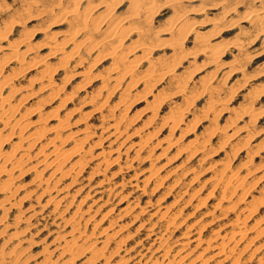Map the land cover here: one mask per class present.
Returning <instances> with one entry per match:
<instances>
[{"label":"rangeland","instance_id":"rangeland-1","mask_svg":"<svg viewBox=\"0 0 264 264\" xmlns=\"http://www.w3.org/2000/svg\"><path fill=\"white\" fill-rule=\"evenodd\" d=\"M118 1L113 12L123 16L128 0ZM167 1L158 0L149 25L135 20L143 31L148 27L147 33L161 30L149 52L130 51L136 43L132 34L121 41L126 54L115 56L127 64L148 55L138 70L146 72L154 64L155 77L134 83L132 77L121 78L122 70L107 71L113 56L100 48L86 56L80 34L79 46L65 44L48 58L56 67L64 54L79 49L89 59L54 72L52 81L63 88L57 93L39 83V69L30 66L63 41L68 25L54 22L59 0H0V140L11 136L4 145L10 149L22 137L26 148L32 129L47 130L29 149L30 160L27 154L18 157L25 161L21 171L10 172L8 163V171L1 169L0 201L6 195L2 186L12 176L13 196L5 207L15 205L0 209V264L54 260L63 253L59 246L77 237L70 231L77 215L86 227L85 245L102 247L103 254L91 264H264V18L252 16L264 9V0H179L183 6L176 10ZM182 11L195 25L180 35L175 54L173 36L162 31ZM220 19L227 29L215 33L211 23ZM196 33L210 37L211 44L223 37L218 63L208 57L207 63ZM47 38L53 45L40 46ZM167 66L174 78L162 75ZM176 80L185 86L176 89ZM37 106L42 120L21 133L23 114ZM76 148L65 161L55 159ZM238 221L248 227V235L228 241ZM90 256L89 251L80 261Z\"/></svg>","mask_w":264,"mask_h":264},{"label":"bare ground","instance_id":"bare-ground-1","mask_svg":"<svg viewBox=\"0 0 264 264\" xmlns=\"http://www.w3.org/2000/svg\"><path fill=\"white\" fill-rule=\"evenodd\" d=\"M58 1V0H57ZM85 1L87 3V5L81 7L80 4V0H59L57 7H59V11L57 13H55V21L57 23H67L68 25V29L64 31V35H63V41L61 43L55 44L54 42H51L52 39L50 37V42L48 41L47 38V42L45 41L42 45L40 46H44L45 44L49 45L52 43H54V51H51L50 53H48V56H45L44 58H41L40 60L38 59L37 61H35L30 68L31 69H39V75L38 78L36 79L39 83H45L46 88L48 89H52L55 90V92L61 90L62 85L59 86L60 84H56L55 82L52 81V76H54V72L56 70H60V69H66L69 65L73 64L74 66L81 64L87 60H89L87 57L85 59L84 55H82L81 53H79V49H75V51H71L70 54H64L60 60L59 63L57 64V66L52 67L51 64H49L50 62H48V58L54 56L56 51H60L61 49H63L65 44H74V47L79 46L77 43V39L76 37L78 35H84V39H83V43L84 46H87V51L85 52V55L87 56L88 54L91 53V51L93 49L96 48H100V50L102 49L104 52H107V54L112 58L113 56V66H109L111 68L107 69V71H121V78L124 77H132L134 78V80H132L133 82H143V83H147L149 82V80H151L153 77H155V73H156V67L154 66V64L149 65L150 68H148V70L146 72H139L140 70H138V65L142 64L143 62L147 61V57L148 55L143 58L137 57V61L133 60L134 62H136V64H133L134 62H128L127 64L124 63H120L119 60L115 61V56H121V55H125V51L122 48V43L121 41L125 38L128 37V35H135L136 38L135 40V46L132 47V49L130 50L131 52H133V48H135L136 50H140V51H148L150 50V48H152V44L153 42H151L152 40H154L156 37H158V33L161 31L159 29H155L156 31L152 30L151 32L147 33L146 29L148 27L145 28V31H143L144 29H142L141 27H139L138 24H136L135 20H139V21H144V24H148L150 22V19L155 15L154 13L158 10L159 8V3L158 0H128L127 1V11H123L125 12V14L122 16L120 14H115L113 12V5L117 3L118 0H99L98 3L96 2L94 5H91V1L92 0H82ZM96 1V0H95ZM121 1V0H120ZM167 1V0H165ZM215 1V0H214ZM219 1V0H218ZM74 2V3H73ZM93 2V1H92ZM119 2V1H118ZM169 2V4L173 5V8L175 6V10L177 9L176 6L181 7L182 9V1L179 2V0H168L167 3ZM72 3V4H71ZM93 4V3H92ZM113 4V5H112ZM112 5V6H111ZM262 5V3H261ZM163 6V5H161ZM53 7V6H52ZM217 7V6H216ZM264 7V6H263ZM42 8V7H41ZM44 8V7H43ZM205 8V7H203ZM202 8V9H203ZM235 8V7H234ZM47 9V8H45ZM44 9V10H45ZM98 9H102L103 11L100 13H96ZM180 9V8H179ZM178 9V10H179ZM262 9V8H261ZM53 10V9H52ZM177 10V11H178ZM187 11V9H185ZM208 10V9H206ZM225 10V9H224ZM259 10V8H258ZM43 11V10H42ZM117 10H115L116 12ZM175 11V12H177ZM189 11V12H188ZM187 12L190 13V9ZM183 13H181L180 15L177 16H173L172 19H170L171 22H169V25L167 24L166 27L163 29L162 33L163 34H167V35H172L173 37L171 38V45H172V49L175 50V54H176V50L179 49L178 46H180V35L185 32H188V28L192 30V27L195 25L193 23H190L186 12L182 11ZM122 13V12H120ZM236 13V11H235ZM248 13V12H247ZM176 14H179L176 13ZM174 14V15H176ZM120 15V17L118 16ZM225 15V14H224ZM252 16H254V18H264V9L258 11L257 13H253ZM217 17V16H216ZM219 17V16H218ZM217 17V18H218ZM221 17V16H220ZM223 17V16H222ZM216 19V18H214ZM253 19V17H252ZM153 20V19H152ZM151 20V22H152ZM245 20V19H244ZM249 20V19H248ZM255 20V19H254ZM259 21V20H258ZM261 21V20H260ZM53 23V22H52ZM142 23V22H141ZM201 23V22H200ZM204 23V22H202ZM253 23H257V22H253ZM262 23V22H260ZM259 23V25H260ZM54 24V23H53ZM193 24V26L191 25ZM231 25V23H229ZM143 25V23H142ZM149 25V24H148ZM264 25V24H262ZM228 23L226 24V21H224L223 19L220 20H216V21H212L211 23V29H213V31H215V33H218L220 31H223L225 29H227ZM150 28V27H149ZM230 28V27H229ZM261 28V25L260 27ZM263 28V27H262ZM209 30V29H208ZM262 30V29H261ZM150 31V30H149ZM63 33V32H62ZM190 32H188L187 34H189ZM158 34V35H157ZM185 34V33H184ZM192 34V33H191ZM198 36V33H196ZM259 34V33H258ZM257 34V35H258ZM185 35H183L182 37H184ZM256 36V35H255ZM28 37V36H27ZM199 37V36H198ZM209 37V36H208ZM154 38V39H152ZM185 38V37H184ZM200 38V37H199ZM199 46L203 47L199 50L204 51L205 53L202 54H206L205 57L207 59V63H208V58L210 59V63L213 64L218 63L219 62V58L221 57L223 51L221 49V47L218 45L220 43H222L223 41V37H220L218 39V42L215 44H211L210 41V37L208 39H201L199 40ZM207 38V37H206ZM237 39V38H236ZM225 40V39H224ZM238 40V39H237ZM264 40V39H263ZM197 41V42H198ZM81 42V43H82ZM226 42V41H225ZM238 42V41H237ZM168 43H170V41H168ZM249 43V42H248ZM80 44V43H79ZM151 44V46H150ZM167 44V43H166ZM235 44V43H234ZM237 44V43H236ZM155 45V44H154ZM162 45V44H161ZM168 45V44H167ZM166 45V46H167ZM197 45V43H196ZM195 45V46H196ZM238 45V44H237ZM240 45V44H239ZM50 46V45H49ZM156 46V45H155ZM159 46V45H158ZM157 46V47H158ZM169 46V45H168ZM47 47V46H46ZM170 47V46H169ZM175 47H178L177 49H175ZM44 48V47H43ZM79 48V47H78ZM234 48V45H233ZM237 48H240V46ZM224 49V47H223ZM243 49V48H242ZM16 50V49H14ZM14 50H12V52H14ZM133 50V51H132ZM229 50V49H227ZM241 50V49H240ZM128 51V50H127ZM194 51H198V49L194 50ZM101 52H99L100 54ZM151 53V51H150ZM195 54V52H193ZM197 53V52H196ZM200 53V52H199ZM198 53V54H199ZM98 54V53H97ZM98 54V55H99ZM143 54H145L143 52ZM98 55H95L96 57H98ZM104 55V54H101ZM197 55V54H196ZM107 56V55H106ZM105 56V57H106ZM101 57V56H100ZM104 57V56H103ZM208 57V58H207ZM140 58V60H139ZM14 60H18L17 56H14L13 61ZM93 60L94 57H93ZM99 61V60H97ZM96 62V61H95ZM174 65H175V61ZM222 63V62H221ZM112 64V62H111ZM171 64V63H170ZM220 64V63H219ZM217 64V65H219ZM233 64V63H232ZM168 65V64H167ZM224 66V65H223ZM232 66V65H231ZM1 67V66H0ZM173 67V66H172ZM167 70L162 74L163 76L167 77L169 75V77H175V75H173V72L171 70V66L170 68L167 66L166 67ZM237 68V67H236ZM174 69V68H173ZM242 69V68H241ZM1 70V69H0ZM27 70V69H26ZM25 70V71H26ZM233 70V69H232ZM24 71V70H23ZM197 71V70H196ZM15 75L14 77H9L7 79L8 83H11V81L15 78V76L19 75V73H21L20 71H16L14 72ZM10 75V74H9ZM8 75V76H9ZM57 75V74H56ZM72 75V74H71ZM70 77V76H68ZM118 78V77H117ZM159 78V77H158ZM156 79V78H155ZM183 79V78H182ZM113 80H115V77L113 78ZM122 80V79H121ZM158 80V79H157ZM185 80V79H184ZM187 80V79H186ZM116 81V80H115ZM131 81V82H132ZM156 81V80H155ZM177 81V80H176ZM179 81V82H178ZM177 81V85H176V89L177 86L181 89L185 86L182 87L180 80ZM183 81V80H181ZM13 82V81H12ZM134 82V83H135ZM188 82V81H187ZM7 83V84H8ZM1 84V81H0ZM3 84V83H2ZM5 84V81H4ZM3 84V85H4ZM176 84V83H174ZM9 85V84H8ZM7 85V86H8ZM65 85V84H64ZM136 85V84H135ZM145 85V84H144ZM148 85V84H147ZM240 85V84H239ZM2 86V85H1ZM0 86V87H1ZM6 86V85H5ZM134 86V85H133ZM188 86V85H187ZM151 88V87H150ZM149 88V89H150ZM178 88V90H180ZM238 88V87H237ZM63 89V88H62ZM187 89V88H186ZM152 90V88H151ZM150 90V91H151ZM175 90V89H173ZM183 90V89H182ZM53 92V91H52ZM149 92V90L147 91ZM146 92V93H147ZM182 91H177V93H180ZM58 93V92H57ZM150 93V92H149ZM174 93L173 94H177ZM186 93V90L184 92V94ZM259 93V92H258ZM148 94V93H147ZM171 94V93H170ZM146 95V94H145ZM178 95V94H177ZM170 96V95H169ZM221 96V95H220ZM252 96V95H251ZM256 96V95H255ZM171 97V96H170ZM222 97V96H221ZM231 97V95H230ZM166 98V97H165ZM220 98V97H219ZM6 99L10 100L11 96H6ZM163 99V98H162ZM217 99V98H216ZM223 100V99H221ZM230 100V99H229ZM227 98V101H229ZM214 101V100H213ZM218 101V99H217ZM22 102V101H21ZM123 102V101H122ZM220 102V101H219ZM218 102V103H219ZM125 104V103H124ZM246 107V106H245ZM152 108V107H151ZM186 107H185V111H186ZM251 109V108H250ZM40 106L35 107V109L31 110L30 112L32 113H25L23 114L24 119H22L21 121H25L26 125L22 126L20 128V132L22 133L24 131L25 128H32L37 126L38 122H40L41 119V115H40ZM182 110V109H181ZM253 111V110H252ZM182 112V111H181ZM180 112V113H181ZM262 112V111H261ZM264 112V110H263ZM37 115V117L35 119H32V117H35ZM243 115V114H241ZM245 115V114H244ZM249 115V114H248ZM172 116V115H171ZM173 117V116H172ZM174 122L176 123L175 119H173ZM235 120V119H234ZM237 120V119H236ZM118 122V121H117ZM236 123V122H235ZM165 124V123H164ZM234 124V123H233ZM64 125V124H63ZM114 125V123L112 124ZM116 125V124H115ZM13 126V125H12ZM39 126V125H38ZM117 126V125H116ZM125 126V125H124ZM114 127V126H113ZM11 128V127H10ZM13 128V127H12ZM60 128H62V126H60ZM41 129V128H40ZM39 128L37 129H32L33 131L31 132V134L28 135L27 139H29L31 141V143L34 145L35 143H39L41 141V139H44L43 137H45V133L47 130H40ZM59 129V128H58ZM57 130V129H54ZM117 130V129H116ZM27 131V130H26ZM61 131V129H60ZM20 133V134H21ZM88 133V132H87ZM86 134V133H85ZM2 134H0L1 137ZM11 135H14L11 134ZM23 135V134H22ZM21 135V136H22ZM58 135V134H57ZM56 136V135H55ZM11 136H8L7 138H1L0 140V172L1 169H5V172L8 171L9 169L6 168V163L8 164H12L10 172L14 171V172H18L22 170V164H24L23 161H20L21 159H19L18 157H20L23 154H27V158L26 161L30 160L31 156L28 154L30 153L29 149L32 147V144H29V146H27L26 148H23L22 144L20 143L22 141V137H20V139H18L17 142L13 143L10 149H6L5 148V143L7 142V140L11 139ZM64 138V137H63ZM68 139V138H67ZM66 140V139H65ZM142 141V140H141ZM13 142V141H12ZM25 142V141H24ZM52 142V141H51ZM23 143V142H22ZM62 143V142H61ZM225 143V142H224ZM11 144V143H10ZM48 144V143H47ZM49 145V144H48ZM53 145V143L51 144ZM96 145V144H95ZM155 146V145H154ZM46 147V146H45ZM141 147V146H140ZM150 147V146H149ZM58 147L55 146L54 150H56ZM155 148V147H154ZM241 149V148H239ZM80 150V149H79ZM22 152L21 154L18 155L19 152ZM78 149H71L68 150V152H63V154H61L59 157L56 154L55 159H58V163L65 161L71 154L77 152ZM58 153V151H56ZM40 155H44V152H42V150L39 151ZM53 153V152H52ZM55 154V153H54ZM47 155V154H46ZM20 158H24V157H20ZM24 160V159H23ZM52 162V161H51ZM247 162V161H246ZM30 163V162H29ZM34 165V164H33ZM33 165L31 166V168L33 167ZM48 165V164H47ZM50 165V164H49ZM230 165V164H229ZM8 167V166H7ZM3 169V170H4ZM30 169V168H29ZM224 169V168H223ZM28 170V169H27ZM25 171V170H24ZM224 175L225 173L222 172ZM8 174H12V173H8ZM235 175V173H233ZM22 175V173H21ZM233 175V176H234ZM232 178L233 176L230 175ZM226 177H229L228 175ZM221 178V177H220ZM219 178V179H220ZM239 178H237L236 180H238ZM242 179V178H241ZM227 180V179H226ZM75 181V180H74ZM230 181V180H229ZM242 181V180H241ZM240 181V183L242 184V182ZM222 182V180L220 181ZM226 182V181H225ZM235 182V181H234ZM229 184V182H226V184ZM216 184V183H215ZM221 183H219L220 185ZM240 184V185H241ZM217 185V184H216ZM222 185V184H221ZM231 185V184H230ZM234 185V184H233ZM237 186H235L236 188L239 185L236 184ZM239 185V187H240ZM15 186V182H14V178L12 176H10L9 180L7 182H5L2 186V190L3 192H6L4 198L0 201V209H4L6 210L7 208H11L13 205L15 204H10L9 207H5V204L9 203L10 198L13 196L12 193L10 192L11 188H13ZM215 187V186H214ZM222 187V186H221ZM232 187V186H231ZM230 187V189H231ZM224 188V185H223ZM229 188V187H228ZM234 188V187H233ZM235 189V188H234ZM233 189V190H234ZM224 191V190H223ZM230 191V190H229ZM236 191V190H235ZM231 192V191H230ZM227 191V193H230ZM8 193H11L8 195ZM224 193V192H223ZM264 193V192H263ZM46 194V193H45ZM42 196V195H41ZM37 198V197H36ZM262 198V197H261ZM221 199V198H220ZM257 203V202H256ZM233 205V204H232ZM231 205V206H232ZM251 205V204H250ZM32 207V206H31ZM255 207V206H252ZM18 208V207H17ZM259 208V207H258ZM7 211V210H6ZM257 211V210H256ZM35 213V212H34ZM33 213V214H34ZM178 213V212H177ZM211 213V212H210ZM212 214V213H211ZM84 215V214H83ZM264 215V214H263ZM32 216V215H31ZM81 216H73L70 217L72 218L73 221V228L72 230H70L71 232L73 231V234H76L77 237H83L82 241L77 240V237H73L71 240H66L65 243L61 246H59V250L63 253H61L59 256H57L56 258L53 259H47L43 264H91L93 263L97 257H99L100 255L103 254L101 248H97L95 247V245H92L94 243L89 244L88 246H86L85 241L87 240L88 237H85V229L86 227L81 226V222L83 220H81ZM175 216V215H174ZM173 216V217H174ZM172 217V218H173ZM30 218V217H29ZM174 219V218H173ZM172 219L169 220V222H171ZM240 220V219H239ZM261 220V219H260ZM241 221V220H240ZM264 221V220H263ZM28 222V221H27ZM86 223V222H85ZM174 223V221H172V224ZM261 223V221H260ZM72 224V223H71ZM171 223L167 224V228ZM87 225V224H86ZM72 226V225H71ZM226 227V226H225ZM231 227V226H230ZM253 228V227H252ZM262 231V230H261ZM69 232V231H68ZM70 232V233H71ZM248 227L246 228L245 224L243 223V225L238 221L236 222L233 226L232 229L230 230L229 234H227L226 238L228 241L230 240H234V241H239L241 239L246 238V236L248 235ZM68 233V234H70ZM67 234V235H68ZM92 235V233L90 234ZM70 236V235H69ZM88 236V235H87ZM163 236H161L162 238ZM238 237V238H237ZM216 238V237H215ZM223 241V240H222ZM214 242V241H213ZM185 243V242H184ZM211 240L207 241L206 243V247L210 248L211 247ZM106 244V243H105ZM225 243L220 244V249L223 250L225 249L224 247ZM236 244V243H235ZM201 245V244H200ZM181 246V245H180ZM58 247V246H57ZM105 248V247H104ZM186 249V248H185ZM206 250V248H204ZM245 250V249H243ZM22 251V250H21ZM91 252V256L83 261H80L81 256H85L86 253ZM168 252V250H167ZM230 252V251H229ZM217 253V252H216ZM22 255V254H21ZM19 255V256H21ZM50 257V256H49ZM139 261V260H138ZM178 261V260H177ZM153 262V261H152ZM145 263V262H144ZM155 263V261L153 262ZM138 264H141L138 262ZM152 264V263H151ZM156 264H163L162 262H157ZM166 264V263H165Z\"/></svg>","mask_w":264,"mask_h":264}]
</instances>
